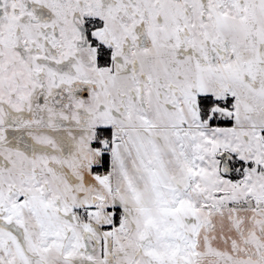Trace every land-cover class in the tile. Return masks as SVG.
<instances>
[{
  "label": "snow or ice",
  "instance_id": "obj_1",
  "mask_svg": "<svg viewBox=\"0 0 264 264\" xmlns=\"http://www.w3.org/2000/svg\"><path fill=\"white\" fill-rule=\"evenodd\" d=\"M0 264H264V0H0Z\"/></svg>",
  "mask_w": 264,
  "mask_h": 264
}]
</instances>
